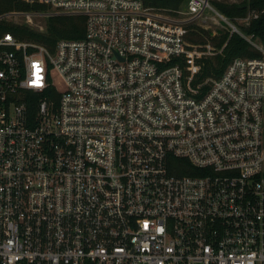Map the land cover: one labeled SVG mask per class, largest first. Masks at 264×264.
Here are the masks:
<instances>
[{
	"label": "built area",
	"instance_id": "built-area-1",
	"mask_svg": "<svg viewBox=\"0 0 264 264\" xmlns=\"http://www.w3.org/2000/svg\"><path fill=\"white\" fill-rule=\"evenodd\" d=\"M18 1L47 9L0 24L85 32L50 50L0 28V264H264V10ZM233 35L257 56L198 80Z\"/></svg>",
	"mask_w": 264,
	"mask_h": 264
},
{
	"label": "trees",
	"instance_id": "trees-1",
	"mask_svg": "<svg viewBox=\"0 0 264 264\" xmlns=\"http://www.w3.org/2000/svg\"><path fill=\"white\" fill-rule=\"evenodd\" d=\"M145 6L152 7L157 10L172 12L178 10L184 0H141ZM211 4L222 14L228 18L234 19L245 15L248 9L264 10V0H242L239 3L228 4L223 1L211 0ZM43 5L35 6L19 2L18 0H0V13L12 11L30 12L34 10H46ZM0 28L4 32H11L17 38L23 41H34L50 50H53L57 41L60 39H81L85 32V19L82 16H53L46 21V28L43 32H37L29 28L27 25H16L12 23L2 22ZM190 29H195L191 27ZM202 34L190 30L187 35L188 40L192 42L205 43L204 36H209V32L202 31ZM247 33H256L260 38L264 39V15L258 20L253 21L246 29ZM228 39L227 34H223L213 39V44L221 47ZM257 52L240 37L233 35L229 38L226 47L221 55L203 60L200 73L197 75L198 80L207 77H218L225 70L227 65L237 57H254ZM185 165L188 162H183ZM188 174L189 171H183L180 174Z\"/></svg>",
	"mask_w": 264,
	"mask_h": 264
},
{
	"label": "rangeland",
	"instance_id": "rangeland-1",
	"mask_svg": "<svg viewBox=\"0 0 264 264\" xmlns=\"http://www.w3.org/2000/svg\"><path fill=\"white\" fill-rule=\"evenodd\" d=\"M216 1H217V0H216ZM218 1H223V2L228 3V4H234V3H239V2H241L242 0H218ZM21 3H22V2H21ZM185 3H186V0H184V1L182 2L181 6H180V8H179L178 10H174V11H172V14H173V13L176 14V12L178 13V11L183 10V9H184V6H185ZM24 4H25V3H24ZM33 5H35V6H40L39 4H33ZM43 6H45V5H43ZM45 7H46V6H45ZM34 11H42V10H34ZM47 11H49V9H48ZM21 12H23V11H21ZM219 12H220V11H219ZM168 13H170V12H168ZM0 14H1V13H0ZM47 19H48V18H45V19H42V18H39V17L34 18V20H33V24L30 25V26H28V27L31 28V29L34 30V31H37V32H43V31L45 30V28H46V21H47ZM230 19H231V18H230ZM233 21H234V19H233ZM19 22L21 23V24H19V25H26V24L23 23V20H22V19L19 20ZM38 26H39V27L42 26V27H43V30L40 31L39 28H38ZM207 31H211V29H208ZM205 42H207V41H205ZM54 48H55V47H54ZM216 56H217V55H216ZM213 57H215V56H213ZM213 57H209V58H213ZM51 74H52V76H51L52 81H53V83H54V85H55L57 91H58V92H62V87H61V82H60V80H59V79L53 74V72H52ZM56 98H58V96H56Z\"/></svg>",
	"mask_w": 264,
	"mask_h": 264
}]
</instances>
